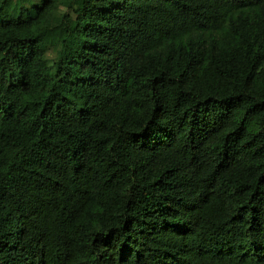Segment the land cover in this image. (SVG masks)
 Masks as SVG:
<instances>
[{
    "label": "trees",
    "instance_id": "16d2710c",
    "mask_svg": "<svg viewBox=\"0 0 264 264\" xmlns=\"http://www.w3.org/2000/svg\"><path fill=\"white\" fill-rule=\"evenodd\" d=\"M0 264H264V0H0Z\"/></svg>",
    "mask_w": 264,
    "mask_h": 264
}]
</instances>
